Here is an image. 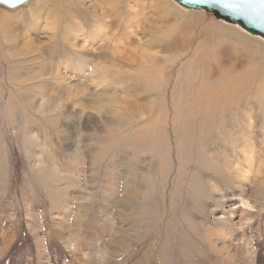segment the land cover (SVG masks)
Masks as SVG:
<instances>
[{
	"label": "rangeland",
	"instance_id": "rangeland-1",
	"mask_svg": "<svg viewBox=\"0 0 264 264\" xmlns=\"http://www.w3.org/2000/svg\"><path fill=\"white\" fill-rule=\"evenodd\" d=\"M108 1L0 5V264H264V39Z\"/></svg>",
	"mask_w": 264,
	"mask_h": 264
},
{
	"label": "water",
	"instance_id": "water-1",
	"mask_svg": "<svg viewBox=\"0 0 264 264\" xmlns=\"http://www.w3.org/2000/svg\"><path fill=\"white\" fill-rule=\"evenodd\" d=\"M29 0H0L4 8L12 9ZM192 10H203L225 23L237 25L251 36L264 39V0H173Z\"/></svg>",
	"mask_w": 264,
	"mask_h": 264
},
{
	"label": "bare ground",
	"instance_id": "bare-ground-1",
	"mask_svg": "<svg viewBox=\"0 0 264 264\" xmlns=\"http://www.w3.org/2000/svg\"><path fill=\"white\" fill-rule=\"evenodd\" d=\"M30 1V0H29ZM74 1V0H73ZM111 1L112 0H110V1H108L109 3H106L107 4V6H111V5H114V4H111ZM114 1V0H113ZM113 3V2H112ZM36 4V3H35ZM80 5V1H76V2H73V6L72 7H70L69 9L67 8V9H65L63 12L61 11V13L60 12H58L59 11V9H58V11H56V10H53L54 11V18H52L51 17V15H50V12L48 13V19H50L51 21H50V23H54L55 22V20H58V18H57V15L60 13L61 15L63 14V16L64 15H66V16H70L73 12L72 11H74L75 9H77V5ZM80 8V10L82 11V7H79ZM61 10V9H60ZM76 11V10H75ZM59 14V15H60ZM79 14V13H78ZM57 18V19H56ZM64 18V17H63ZM62 18V19H63ZM158 19H159V17H158ZM4 20V19H3ZM59 21V20H58ZM4 23V22H3ZM3 23H1L2 25H4ZM6 24V27H5V25H4V27L5 28H2L3 30H2V33H4V32H6V40L9 42L8 44H11V43H15L16 41L17 42H19L18 40H20V42L22 43V45H21V47H23V49L24 50H27V51H30V53L31 52H34V51H36V49H38V46L37 45H35V41L36 40H34V39H32V38H30V37H24V36H22V35H20V33H18V31L17 32H15V30H20V31H22V29L24 28L23 27V25H22V23L19 21L18 23H14V22H12V21H6L5 22ZM237 26V25H236ZM23 27V28H22ZM138 27V26H137ZM239 27V26H238ZM240 28V27H239ZM44 29L47 31V30H49V27H44ZM242 29V28H241ZM247 32V31H246ZM131 34V33H130ZM149 41V40H148ZM150 43H152V41H150ZM127 44V43H126ZM19 45V44H18ZM145 50V49H144ZM118 51V50H117ZM119 53V52H118ZM138 54H142V55H147V59L150 57V55H151V53L149 54V53H146V51H144V52H142V53H138ZM117 55H119V54H117ZM133 55L131 56V55H129L127 58H116V60H118V62L119 63H121V64H123V65H126V66H129V64H130V60H132L133 58ZM133 62V61H132ZM151 64H153L152 62H151ZM163 70H161V71H157V73L156 72H152V71H150V72H147V73H145V75L148 77V78H154V79H158V85H159V83L161 82V80H160V78H158L157 76L159 75V73H161ZM161 76V75H160ZM225 79V78H224ZM227 84V82H225L224 81V84ZM240 82H239V79H238V81L236 82V81H234V84H232L231 86H230V88H232V90L230 91V92H228V93H230L229 95H231V96H229L228 98L229 99H232L233 97H234V94H235V91H237L238 89H237V87H239V86H241V85H239L238 86V84H239ZM219 84H220V82H219ZM222 84V83H221ZM220 84V86H222ZM225 84V85H226ZM229 84V83H228ZM241 84H243V83H241ZM245 85V84H244ZM160 86V85H159ZM158 86V87H159ZM205 86V85H204ZM209 86V85H208ZM224 86V85H223ZM228 86V85H227ZM227 86H225V87H227ZM205 88H206V86H205ZM209 88V87H208ZM201 89L203 90V88H200L199 90L201 91ZM210 90V89H209ZM216 90V89H215ZM189 91V90H188ZM204 91V90H203ZM207 91V90H206ZM219 91V90H218ZM226 91V90H225ZM208 92V91H207ZM203 93V92H202ZM223 94H224V92H222ZM197 94V96H199V93H196ZM221 93L220 92H216L215 91V93H213V96L216 98V97H219V95H220ZM208 95H210V94H208ZM236 96V95H235ZM206 97V96H205ZM210 97V96H209ZM214 97H211V99H210V101H208V102H205L204 101V104H203V109L207 112L209 109H215V107H214V105L216 104V102H214L215 101V98ZM195 99H197V98H195ZM217 99L218 98H216V101H217ZM219 99H220V97H219ZM225 99V98H224ZM198 100H199V98H198ZM197 100V101H198ZM229 101V100H228ZM194 102V101H193ZM190 104H191V102H190ZM230 105V104H229ZM198 106V105H197ZM225 106H223L219 111H222V110H226V107L224 108ZM189 108H191V106L189 107ZM227 109H228V106H227ZM210 111V110H209ZM213 111V110H212ZM204 112V111H203ZM202 112V113H203ZM214 112V111H213ZM214 113H216V111L214 112ZM198 116V115H197ZM202 117V116H201ZM197 120V119H196ZM195 132V131H194Z\"/></svg>",
	"mask_w": 264,
	"mask_h": 264
}]
</instances>
